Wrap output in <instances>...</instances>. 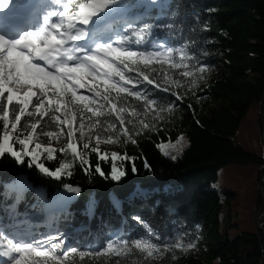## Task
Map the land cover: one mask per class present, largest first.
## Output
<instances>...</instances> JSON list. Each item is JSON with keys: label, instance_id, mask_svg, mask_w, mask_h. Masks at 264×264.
Segmentation results:
<instances>
[{"label": "trees", "instance_id": "1", "mask_svg": "<svg viewBox=\"0 0 264 264\" xmlns=\"http://www.w3.org/2000/svg\"><path fill=\"white\" fill-rule=\"evenodd\" d=\"M155 1H160V6L147 1L146 6L136 8L135 19L167 25L153 28L152 33L171 39V43L178 42L176 48L187 45L196 52L199 60L209 65L205 79L191 91L178 90L187 94L172 112L163 113L162 121H153L155 130L146 129L134 136L135 144L124 143L121 138L120 154L129 159H123L125 175L119 181L111 177V159H102L90 149L85 150L87 164L73 160L71 175L60 178L42 173L35 164L29 165L28 157L17 163L10 155L0 156V211L9 218H21L40 211L36 202L42 198L61 203L67 199L63 216L72 226L88 223L84 213L87 208L101 214L100 220L95 218L92 230L81 234L82 242L102 243L104 228L111 227L120 230L123 240L144 237L163 241L184 234L185 242L196 240V250H176L175 259L168 253L156 258L155 264H212L217 259L220 264H264V151H247L238 141L242 121L254 103H260L263 110L264 130V0ZM176 59L179 61V57ZM154 67L157 73L152 78L159 82L163 74L159 65ZM178 71L168 69L173 78H178ZM146 90L159 93L163 101L174 99L154 85L146 86ZM56 130L54 126L44 129ZM181 135L188 140L183 154L176 160L165 157L157 145L176 142ZM40 137L49 141L44 135ZM79 142L82 148L86 140ZM56 154L55 159L47 161L46 157L44 162L51 170L59 167L64 157L59 151ZM97 164L104 175L96 171ZM253 164L259 166L261 220L255 231L243 230L232 238L230 231H238L237 224L228 221L220 231V217L225 205L230 206L231 196L224 204L214 186L223 168ZM24 177L29 179L30 188L17 199L15 182ZM65 184L80 187V193H68ZM102 215L110 220L109 225ZM68 231L74 232L70 228ZM96 247L83 246L82 250H98L100 244ZM77 264H145V260L133 253L118 260L102 257ZM147 264H153L152 260Z\"/></svg>", "mask_w": 264, "mask_h": 264}, {"label": "snow or ice", "instance_id": "2", "mask_svg": "<svg viewBox=\"0 0 264 264\" xmlns=\"http://www.w3.org/2000/svg\"><path fill=\"white\" fill-rule=\"evenodd\" d=\"M12 7L11 0H0V11ZM16 7L26 9L30 5ZM126 7L125 0H45L27 22L14 21L10 16L0 21V156L10 155L17 163L28 157L29 165L35 164L52 177L71 175L70 162H62L55 170L37 162L41 155L53 159L57 151H70L73 160L87 164L85 150L89 149L108 159V153L101 152V143L115 144L123 138L124 143L135 144L134 136L146 129L155 130L153 121H162L163 113L172 112L184 99L187 91L182 93L179 89L191 91L205 79L208 63L201 62L187 45H159L144 50L129 46L133 38L138 45L153 28L167 25L125 20L127 34L112 31L107 22ZM204 27L208 25L205 23ZM154 65H159L163 74L159 82L152 78L157 73ZM168 69L179 70L178 78L170 76ZM135 85H141L140 90ZM148 85L174 99L163 101L159 93L146 90ZM53 126L56 131H44ZM77 133L81 141L87 136L82 148ZM40 135L46 136L49 143L38 142ZM65 135L67 143L57 149L52 141ZM93 140L95 146L91 144ZM182 141L181 135L176 142L157 147L176 160L184 148ZM120 158V153H111L113 161ZM123 159L129 157L125 154ZM132 170H136L135 166ZM96 171L104 175L99 164ZM124 175L113 163L112 179L119 181ZM63 187L68 193L81 191L71 184ZM22 191L18 190L17 199ZM183 235L163 241L144 237L108 240L98 250H82L66 246L62 234L41 235L37 239L0 221V257L4 258L0 264H77L102 257L118 260L133 253L143 257L145 264L149 260L155 264L156 258L168 253L175 259L176 250L187 252L196 247L195 239L185 242Z\"/></svg>", "mask_w": 264, "mask_h": 264}, {"label": "rangeland", "instance_id": "3", "mask_svg": "<svg viewBox=\"0 0 264 264\" xmlns=\"http://www.w3.org/2000/svg\"><path fill=\"white\" fill-rule=\"evenodd\" d=\"M154 46H159L154 44ZM260 103L252 104L248 115L242 121L241 127L238 131V141L241 146L250 152H254L257 154H262L264 151V130H262V112ZM183 136V135H182ZM87 142V138H85ZM83 140V142L85 141ZM81 140H79V136L77 134V142L80 144ZM42 144H47L49 141H44L41 137H39V141ZM52 143L55 145L57 149L62 147L67 143V137L62 136L59 141L53 140ZM174 143V142H173ZM184 148L183 151L179 153L177 158H179L185 149L188 147V140L185 136H183ZM92 146H95V141L91 142ZM168 144V143H165ZM17 147H19L17 145ZM101 152H107L108 158L111 159L112 152L120 153L121 143L115 144H106L101 143ZM162 152V151H161ZM88 153V152H87ZM163 153V152H162ZM64 154V158L60 159V162H70L72 165V157L70 151ZM164 155V153H163ZM121 156V154H120ZM165 157L171 159L169 156L164 155ZM46 155H41L43 162L46 159ZM57 154H55V159ZM48 159V158H47ZM48 159L47 161L53 160ZM113 163L122 170L123 158L121 156L120 159L113 161L111 159V167ZM70 169H68L69 171ZM215 189L221 194L222 201L226 204L227 198L231 196L230 206L225 205L220 220V231H223L225 226L228 224V221L232 224H237L239 226V230H231L230 236L233 238L240 231H255L260 220L261 214L258 213V195H259V166L253 164L248 166L243 165H229L223 168L219 172V180L217 184L214 186ZM119 230L115 231L116 233ZM64 236V235H63ZM194 249L193 251H195ZM212 264H220V261L217 259Z\"/></svg>", "mask_w": 264, "mask_h": 264}, {"label": "water", "instance_id": "4", "mask_svg": "<svg viewBox=\"0 0 264 264\" xmlns=\"http://www.w3.org/2000/svg\"><path fill=\"white\" fill-rule=\"evenodd\" d=\"M62 158H64V157H62ZM62 158H61V159H62ZM43 159L46 160L45 158H43ZM38 162H39V163H44L45 161L43 162V160H42V158H41V162H40V161H38ZM60 164H61V162H60ZM72 164H73V161H72ZM260 227L262 228V225H260Z\"/></svg>", "mask_w": 264, "mask_h": 264}, {"label": "bare ground", "instance_id": "5", "mask_svg": "<svg viewBox=\"0 0 264 264\" xmlns=\"http://www.w3.org/2000/svg\"><path fill=\"white\" fill-rule=\"evenodd\" d=\"M112 28V27H111Z\"/></svg>", "mask_w": 264, "mask_h": 264}]
</instances>
